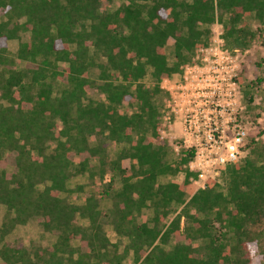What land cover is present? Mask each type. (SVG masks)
Returning a JSON list of instances; mask_svg holds the SVG:
<instances>
[{"label": "trees", "instance_id": "16d2710c", "mask_svg": "<svg viewBox=\"0 0 264 264\" xmlns=\"http://www.w3.org/2000/svg\"><path fill=\"white\" fill-rule=\"evenodd\" d=\"M0 11V264H264V145L222 170L225 190H195L191 153L157 131L161 80L216 19L231 48L264 43V0H0ZM74 176L88 180L79 203ZM31 219L49 244L7 239Z\"/></svg>", "mask_w": 264, "mask_h": 264}, {"label": "built area", "instance_id": "2783aa9c", "mask_svg": "<svg viewBox=\"0 0 264 264\" xmlns=\"http://www.w3.org/2000/svg\"><path fill=\"white\" fill-rule=\"evenodd\" d=\"M248 48L226 45L223 26L211 24L209 40L197 48L191 62L161 80L166 99L160 109L158 137L178 155L191 153L187 168L194 189H204L209 180L247 153L251 125L242 82V62Z\"/></svg>", "mask_w": 264, "mask_h": 264}, {"label": "rangeland", "instance_id": "374dc122", "mask_svg": "<svg viewBox=\"0 0 264 264\" xmlns=\"http://www.w3.org/2000/svg\"><path fill=\"white\" fill-rule=\"evenodd\" d=\"M117 1L115 5H117ZM1 17V11H0ZM252 26L255 27V22H252ZM17 48V40H11L8 43V51L10 54L14 55ZM167 57L170 60L172 58V45L169 42L166 46ZM242 67L244 71L241 74L242 86L244 87L246 94H251L254 100V103L248 105V111L250 115L251 125L249 130L248 144L251 140L258 141L264 145V43L260 38H255L254 41L248 48ZM261 79L257 86L251 85V81L256 79ZM147 81V79H145ZM249 86V87H248ZM247 144V145H248ZM249 151V148L247 146ZM117 147L111 146V152L116 153ZM108 178V176H106ZM183 177L182 173H178L175 176H167L161 178V181L172 179L174 181H180ZM226 179L224 172L221 171L218 175V183L221 185L223 190L226 189ZM87 178L85 176H74L71 177L68 181L70 187H74L77 183H85L86 186L84 191L81 193H73L71 195V200L79 203L83 201L84 195L87 194ZM192 189H194L192 187ZM4 207L0 206V221L4 213ZM143 216H148V213L145 212ZM82 221V220H81ZM106 232L111 241H115L116 235L113 232L111 226L106 227ZM7 239L14 244L30 245L31 243L47 245L53 240V236L47 232H44L36 219L29 220L26 224L17 226L14 231L7 237ZM129 264L131 260H127Z\"/></svg>", "mask_w": 264, "mask_h": 264}, {"label": "bare ground", "instance_id": "6f19581e", "mask_svg": "<svg viewBox=\"0 0 264 264\" xmlns=\"http://www.w3.org/2000/svg\"><path fill=\"white\" fill-rule=\"evenodd\" d=\"M228 166H229V165H228ZM226 167H227V166H226ZM226 167H225V168H226ZM225 168H224V169H225Z\"/></svg>", "mask_w": 264, "mask_h": 264}, {"label": "crops", "instance_id": "0c3cea01", "mask_svg": "<svg viewBox=\"0 0 264 264\" xmlns=\"http://www.w3.org/2000/svg\"><path fill=\"white\" fill-rule=\"evenodd\" d=\"M183 174V173H182Z\"/></svg>", "mask_w": 264, "mask_h": 264}]
</instances>
